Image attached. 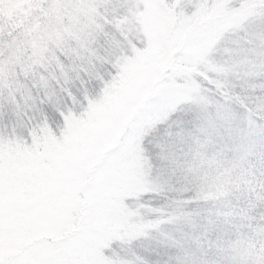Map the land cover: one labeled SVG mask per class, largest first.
<instances>
[{
    "label": "rangeland",
    "instance_id": "1",
    "mask_svg": "<svg viewBox=\"0 0 264 264\" xmlns=\"http://www.w3.org/2000/svg\"><path fill=\"white\" fill-rule=\"evenodd\" d=\"M44 11L0 54V264H264V0Z\"/></svg>",
    "mask_w": 264,
    "mask_h": 264
},
{
    "label": "trees",
    "instance_id": "2",
    "mask_svg": "<svg viewBox=\"0 0 264 264\" xmlns=\"http://www.w3.org/2000/svg\"><path fill=\"white\" fill-rule=\"evenodd\" d=\"M46 3L47 0H0V54L13 38L30 26L34 18L42 21L39 19L45 17ZM147 152L153 154L148 149ZM243 170L239 180H247L253 189H258L256 193L264 194V154L258 152L243 166ZM188 193L187 198L191 196ZM253 207L258 208L257 212L264 210V200Z\"/></svg>",
    "mask_w": 264,
    "mask_h": 264
}]
</instances>
